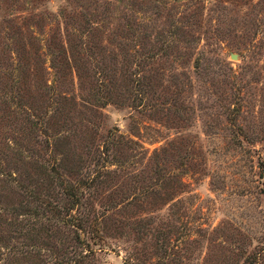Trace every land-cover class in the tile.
Listing matches in <instances>:
<instances>
[{
	"label": "trees",
	"instance_id": "16d2710c",
	"mask_svg": "<svg viewBox=\"0 0 264 264\" xmlns=\"http://www.w3.org/2000/svg\"><path fill=\"white\" fill-rule=\"evenodd\" d=\"M84 1L83 7L67 1L69 10L59 8L50 19L48 12H33L19 24L12 18L4 20L0 264H44L40 253L44 246L53 240L76 242L78 232L86 230L100 240L109 208L94 212L87 204L96 194L95 187L109 182L107 163L122 162L115 147L123 145L127 150L135 142L109 135L97 139L98 110L112 104L153 119L180 117L171 108L180 85L175 74H164L161 60L186 58L201 39L206 43L210 37L201 20V0H189L180 11L173 3L181 0H153L143 8L140 4L147 0H123L121 19L111 18L108 0L100 5L96 0ZM248 11L240 21L239 43L256 60H247L241 68L255 67L264 83V18H251L252 7ZM51 20L56 24L51 25ZM224 65L220 60L217 71L226 76L222 82L228 78L222 72ZM90 161L93 166H84L81 173L82 165ZM130 223L143 230L149 225L140 223V218ZM258 238L260 245L247 254L244 264H264V233ZM63 249L58 258L68 253Z\"/></svg>",
	"mask_w": 264,
	"mask_h": 264
},
{
	"label": "rangeland",
	"instance_id": "374dc122",
	"mask_svg": "<svg viewBox=\"0 0 264 264\" xmlns=\"http://www.w3.org/2000/svg\"><path fill=\"white\" fill-rule=\"evenodd\" d=\"M67 1L77 7L86 3L0 0V36L6 18L19 24L28 13L48 12L50 19L59 8L69 10ZM108 1L111 18L121 19L125 1ZM189 2L173 5L180 11ZM199 4L204 7L201 20L210 30L208 41L201 39L200 47L186 58L161 60L164 74H175L180 85L171 105L180 117L153 119L112 104L98 110L97 139L109 135L135 144L127 150L123 145L115 147L122 162H106L109 182L95 187L96 194L87 204L94 212L109 208L100 240L87 230L78 232L76 242L53 240L40 251L44 264H244L247 254L260 245L264 83L255 67L241 68L247 60L254 63L256 56L239 43V26L251 7V18H264V0H201ZM229 52L237 58L230 59ZM220 60L225 63L222 72L228 76L227 83L220 81L226 77L217 71ZM86 165L90 168L92 161L82 165L81 173ZM138 218L140 223L149 222L146 229L130 223ZM60 247L68 252L63 259L58 258Z\"/></svg>",
	"mask_w": 264,
	"mask_h": 264
},
{
	"label": "water",
	"instance_id": "95a60500",
	"mask_svg": "<svg viewBox=\"0 0 264 264\" xmlns=\"http://www.w3.org/2000/svg\"><path fill=\"white\" fill-rule=\"evenodd\" d=\"M229 58L235 60L237 58L236 54L229 52Z\"/></svg>",
	"mask_w": 264,
	"mask_h": 264
}]
</instances>
